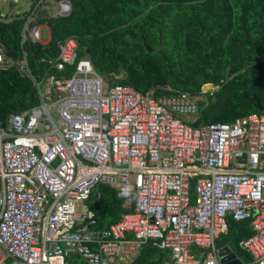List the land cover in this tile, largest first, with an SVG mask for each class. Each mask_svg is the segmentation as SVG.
<instances>
[{"label": "built area", "instance_id": "obj_1", "mask_svg": "<svg viewBox=\"0 0 264 264\" xmlns=\"http://www.w3.org/2000/svg\"><path fill=\"white\" fill-rule=\"evenodd\" d=\"M51 4L52 16L71 11L70 0H36L22 41L42 42L36 13ZM57 48L47 63L73 66L69 76L37 78L10 60L39 102L0 124V264H117L148 241L171 264H220L230 219L249 220L239 245L264 264V111L192 126L180 116L200 113L196 94L110 84L74 37ZM99 183L134 205L107 227L86 206Z\"/></svg>", "mask_w": 264, "mask_h": 264}, {"label": "trees", "instance_id": "obj_2", "mask_svg": "<svg viewBox=\"0 0 264 264\" xmlns=\"http://www.w3.org/2000/svg\"><path fill=\"white\" fill-rule=\"evenodd\" d=\"M70 2L66 16L36 18V24L49 28L45 43L21 39L31 8L11 20L0 19V47L6 60L0 67V124L10 113L39 102L31 78L10 60L24 58L25 68L37 78L69 76L73 66L58 70L47 63L58 55L57 41L69 36L77 42L78 55L88 57L110 84L153 89L156 96L169 93L167 87L204 94L199 114L204 123L262 112L250 97L264 104V0ZM207 83L218 87L210 93L203 88ZM86 206L94 212L97 227L109 226L134 208L133 203L125 208L123 199L105 183L91 192ZM228 231L237 249L240 240L252 234L249 220L230 219ZM166 255L148 241L129 264H162Z\"/></svg>", "mask_w": 264, "mask_h": 264}, {"label": "rangeland", "instance_id": "obj_3", "mask_svg": "<svg viewBox=\"0 0 264 264\" xmlns=\"http://www.w3.org/2000/svg\"><path fill=\"white\" fill-rule=\"evenodd\" d=\"M32 4H33V0H0V19L11 20L12 18H15L17 16H21L30 10ZM46 12L48 15L53 14L54 5L51 4L50 6H48L46 8ZM39 26H40V34H41L40 38L42 40H47L48 39V28H47V26L45 24L39 25ZM217 87L218 86H215L214 88L206 87V89H208L206 91H210V93H211V92H213V89H216ZM197 96L199 99V103L201 101L205 100L204 94L197 95ZM51 114H52V117L54 119L57 118L54 111H52ZM199 114L196 116L182 115V116H180V118L193 126V123L199 117ZM248 263L249 262L244 258L243 264H248ZM117 264H129V261L127 260L125 262H117Z\"/></svg>", "mask_w": 264, "mask_h": 264}, {"label": "water", "instance_id": "obj_4", "mask_svg": "<svg viewBox=\"0 0 264 264\" xmlns=\"http://www.w3.org/2000/svg\"><path fill=\"white\" fill-rule=\"evenodd\" d=\"M46 10L44 8H41L37 11L36 15L38 18L44 17L46 14ZM148 50H151L150 47H148ZM206 87L212 88L211 83H207L203 86V88L206 90ZM250 99L255 101V106L258 110L264 111V104H262L258 97L252 96ZM203 121L202 115H199V117L194 121L193 126H198ZM219 263L220 264H242V261H240L238 258L235 257V254L233 252H230L227 247H222L219 250ZM170 256H165V261L162 264H169Z\"/></svg>", "mask_w": 264, "mask_h": 264}, {"label": "crops", "instance_id": "obj_5", "mask_svg": "<svg viewBox=\"0 0 264 264\" xmlns=\"http://www.w3.org/2000/svg\"><path fill=\"white\" fill-rule=\"evenodd\" d=\"M45 14L48 15L47 12ZM39 25H44V24H39ZM49 37H50V35H49V28H48V39L47 40L41 39V41L45 43L49 40ZM217 242H218V245L220 248L227 247L230 252H233L235 254V257L238 258L240 261H242V264H243L244 258L249 262L248 264H254L252 262L251 258L246 256L245 253H243V249L239 245L240 242L238 243L240 248L237 249L236 242L234 241V238L230 235V231L227 230V231L222 232L220 234ZM192 248H193L192 251H196L195 247H192ZM167 255H170L168 251H167ZM128 261L130 262L131 260H128ZM169 264H171V261H169Z\"/></svg>", "mask_w": 264, "mask_h": 264}, {"label": "clouds", "instance_id": "obj_6", "mask_svg": "<svg viewBox=\"0 0 264 264\" xmlns=\"http://www.w3.org/2000/svg\"><path fill=\"white\" fill-rule=\"evenodd\" d=\"M166 251V250H165ZM170 256V255H169ZM251 257V256H250Z\"/></svg>", "mask_w": 264, "mask_h": 264}]
</instances>
